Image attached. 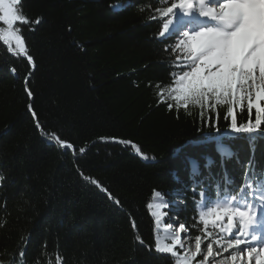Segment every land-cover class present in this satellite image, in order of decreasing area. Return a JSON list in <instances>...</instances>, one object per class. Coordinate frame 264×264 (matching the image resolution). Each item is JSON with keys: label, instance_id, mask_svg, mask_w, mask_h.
<instances>
[{"label": "trees", "instance_id": "16d2710c", "mask_svg": "<svg viewBox=\"0 0 264 264\" xmlns=\"http://www.w3.org/2000/svg\"><path fill=\"white\" fill-rule=\"evenodd\" d=\"M155 3L25 0L30 17H43L35 31H26L35 70L0 41V175L5 178L0 187V259L5 264H11L25 241L27 264H36L37 258L39 264H61L57 253L62 264H173L170 254L150 251L135 237L154 246L161 228L150 213L169 208H147L155 199L153 191L174 193L183 185L189 191L175 212L178 223L190 227L194 237L228 241L235 234V229L220 231L218 223L227 229V218L210 219L207 231L202 222L193 225L198 218L190 191L192 164L199 165L201 177L219 179L226 168L239 180L240 164L250 159L264 171V140L257 141L254 153L247 141L236 140L240 163L226 161L222 168L216 144L204 138L227 135L229 106L170 111L158 104L149 82H168V54L156 39L160 25L141 10ZM29 103L45 128L37 129ZM234 114L238 124L255 119L246 100L243 108L234 106ZM203 121L221 131H210ZM43 131H56L75 149L86 151H65ZM121 140L132 141L154 159L141 158ZM210 161L214 163L206 167Z\"/></svg>", "mask_w": 264, "mask_h": 264}, {"label": "snow or ice", "instance_id": "6c2138e0", "mask_svg": "<svg viewBox=\"0 0 264 264\" xmlns=\"http://www.w3.org/2000/svg\"><path fill=\"white\" fill-rule=\"evenodd\" d=\"M24 9L25 0H0V24L4 25L0 27V41L17 57L23 55L30 69L35 70L38 66L31 54L26 31H35V26L41 23L43 17L32 18ZM141 10L148 11L149 20L160 25L156 39L164 45L162 51L168 54V82H149V86L156 89L158 104L163 103L170 111L174 107L177 110L181 107L188 109L189 105L201 109L206 105L209 108L228 105L226 118L230 116L231 122L225 130L227 135L204 139L216 144L222 168L226 161L240 163L239 150L234 146L236 140L247 141L254 153L257 141L264 140V104L261 103L264 101V0H156L155 4ZM10 70L15 72V68ZM31 75L30 70L28 77ZM28 83L26 77L25 90L31 98L34 94L27 87ZM245 100L250 115L255 109V119L238 124L234 106L239 103L243 108ZM28 108L37 129L45 128L40 124L31 103ZM200 115H203L202 112ZM209 121L203 123L210 131H221L215 123L209 125ZM42 134L65 151L77 150L81 154L86 151L83 146L75 149L72 142L63 139L56 131H43ZM119 142L131 146L143 159H154L130 140ZM212 163L214 161H210L206 167ZM240 166L239 180L230 176L226 168L217 179L201 177L199 165L193 162L190 191L198 218L194 219L193 225L202 222L207 231L210 219L215 222L227 218V229L221 227L220 231L232 233L235 229V234L228 239L226 246H222L224 250L244 245L240 251L247 252L248 264H251L254 255L256 264H264V171H258L251 159ZM84 178L101 186L96 180ZM4 181L5 178L0 175V187L4 186ZM103 191L108 192L107 188ZM188 191V185H183L174 193L154 190L153 198L159 203H148L147 208L168 209L171 205L170 210L174 212L184 203ZM108 195L116 204L120 203L111 193ZM168 196L174 198L169 201ZM150 215L155 218L154 224H159L161 217H167L169 213L151 211ZM131 224L133 230H137L135 220ZM181 232L187 239L190 227L178 223L177 230L172 222H168L162 235L154 236V246L145 244L140 235H136L135 239L150 251L170 254L173 264H192L201 254V237L195 236V250L189 251V246L181 239ZM26 247L25 241L19 253L12 256L11 264H27ZM212 256L213 245L209 242L200 264H205ZM56 260L62 264L63 257L57 253ZM231 260L236 261L237 256L232 254ZM0 264H5V261L0 259ZM36 264H39V258Z\"/></svg>", "mask_w": 264, "mask_h": 264}, {"label": "rangeland", "instance_id": "374dc122", "mask_svg": "<svg viewBox=\"0 0 264 264\" xmlns=\"http://www.w3.org/2000/svg\"><path fill=\"white\" fill-rule=\"evenodd\" d=\"M154 205L157 204L156 200L152 202ZM182 206V204L179 206V208ZM178 208V209H179ZM171 205L169 206V210L167 211L169 215L167 217L161 218L159 222V227L161 228V232L156 236L159 237L162 235L163 229L165 225L168 222H172L174 225V228L178 230V221L175 215V212H177L178 209H176L174 212L171 210ZM219 226L222 227L221 223H218ZM181 239L186 243V245L189 246V251H194V243H195V237L192 236L191 234L187 239H185L184 234L181 232ZM242 239L244 237H241ZM218 239L215 238H210V237H201V254L198 255L193 261L192 264H200V260L202 256L206 255V245L211 242L213 245V256L209 257L208 260L205 262V264H248V255L246 251L241 252L240 249H243L244 245H239L235 248H228L227 251L224 250L222 246H226L227 241L221 240L219 243H217ZM217 252L220 254L217 255ZM235 254L237 256L236 261L231 260V255ZM251 264H256L255 261V255L253 256Z\"/></svg>", "mask_w": 264, "mask_h": 264}]
</instances>
